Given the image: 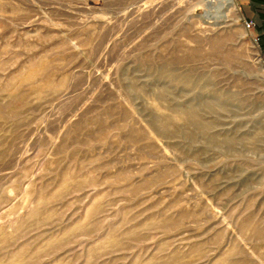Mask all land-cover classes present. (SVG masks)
Segmentation results:
<instances>
[{"label": "rangeland", "instance_id": "1", "mask_svg": "<svg viewBox=\"0 0 264 264\" xmlns=\"http://www.w3.org/2000/svg\"><path fill=\"white\" fill-rule=\"evenodd\" d=\"M235 1L0 0V264H264V45Z\"/></svg>", "mask_w": 264, "mask_h": 264}, {"label": "crops", "instance_id": "2", "mask_svg": "<svg viewBox=\"0 0 264 264\" xmlns=\"http://www.w3.org/2000/svg\"><path fill=\"white\" fill-rule=\"evenodd\" d=\"M245 20L254 22V32L264 45V0H239Z\"/></svg>", "mask_w": 264, "mask_h": 264}, {"label": "bare ground", "instance_id": "3", "mask_svg": "<svg viewBox=\"0 0 264 264\" xmlns=\"http://www.w3.org/2000/svg\"><path fill=\"white\" fill-rule=\"evenodd\" d=\"M209 5H215L217 11L221 13L223 18H227L232 12H238V6L235 0H209Z\"/></svg>", "mask_w": 264, "mask_h": 264}, {"label": "built area", "instance_id": "4", "mask_svg": "<svg viewBox=\"0 0 264 264\" xmlns=\"http://www.w3.org/2000/svg\"><path fill=\"white\" fill-rule=\"evenodd\" d=\"M244 23H245V26L247 29H251V28L255 27V24L252 21L245 20ZM256 40H257V38H256Z\"/></svg>", "mask_w": 264, "mask_h": 264}]
</instances>
